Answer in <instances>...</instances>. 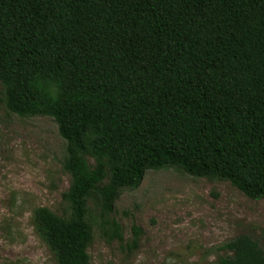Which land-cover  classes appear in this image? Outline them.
I'll return each instance as SVG.
<instances>
[{
	"label": "trees",
	"instance_id": "obj_1",
	"mask_svg": "<svg viewBox=\"0 0 264 264\" xmlns=\"http://www.w3.org/2000/svg\"><path fill=\"white\" fill-rule=\"evenodd\" d=\"M0 86L65 143L69 213L32 212L55 264H90L91 197L121 241L114 203L149 170L264 198V0H0ZM214 264H264V249L243 233Z\"/></svg>",
	"mask_w": 264,
	"mask_h": 264
},
{
	"label": "rangeland",
	"instance_id": "obj_2",
	"mask_svg": "<svg viewBox=\"0 0 264 264\" xmlns=\"http://www.w3.org/2000/svg\"><path fill=\"white\" fill-rule=\"evenodd\" d=\"M64 155L53 120L8 112L0 86V264H55L32 212L47 207L68 215ZM87 204L90 264H214L217 247L243 233L264 249V198L250 199L227 181L173 168L147 171L137 188L123 189L114 203L110 217L121 226V241L101 236L98 207L92 197ZM133 226L142 230L135 247Z\"/></svg>",
	"mask_w": 264,
	"mask_h": 264
}]
</instances>
